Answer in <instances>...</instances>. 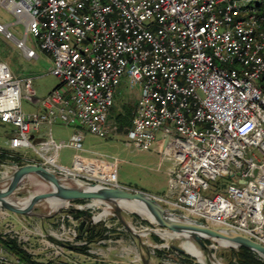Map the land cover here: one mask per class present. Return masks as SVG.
Here are the masks:
<instances>
[{"label":"built area","instance_id":"obj_1","mask_svg":"<svg viewBox=\"0 0 264 264\" xmlns=\"http://www.w3.org/2000/svg\"><path fill=\"white\" fill-rule=\"evenodd\" d=\"M0 5L15 17L0 21V33L28 60L38 50L47 52L50 72L62 80L40 99V111L26 113L22 97L34 95L33 80L0 61V122L15 128L11 148L33 147L41 157L33 162L60 167L53 161L58 147L51 134L36 143L35 133L62 122L114 136L118 125L111 110L127 83L137 91L127 138L148 150L160 133L163 157L171 161L162 203L264 245V0H0ZM83 138L75 131L70 145L82 149ZM48 147L54 152L47 154ZM79 173L119 185L114 170L100 171L105 178ZM230 176L235 182L213 192L211 181ZM92 207L95 215L101 213L95 203ZM10 214L0 207V264H25L5 242L17 240L34 256L29 234L22 232L43 234L26 223L19 230L7 219ZM108 218L98 220L107 228L113 224ZM59 220L71 235L43 238L48 262L77 264L72 247L90 243L79 236V222L70 214Z\"/></svg>","mask_w":264,"mask_h":264},{"label":"rangeland","instance_id":"obj_2","mask_svg":"<svg viewBox=\"0 0 264 264\" xmlns=\"http://www.w3.org/2000/svg\"><path fill=\"white\" fill-rule=\"evenodd\" d=\"M15 17L2 5H0V21L10 23L13 22ZM15 34L20 36L19 33L23 31L21 23L15 25ZM38 59H26L13 41L8 40L2 33H0V61H4L10 66L12 72L19 77H31L33 80V88L35 90L34 95L24 94L22 97V109L29 113L34 110V102L39 97L44 96L53 88L62 85V80L54 76L50 69L52 68V60L48 57L49 54L38 50ZM47 55H46V54ZM120 93H117L114 108L111 110L110 118L114 120V114L119 112L124 113V106L133 108V101L137 95V91L130 89L129 85H121L119 88ZM124 105V106H123ZM75 131H81L83 133V148L75 149L70 145L72 135ZM12 127L8 124H0V153L8 152L12 155H21L27 160L41 162V157L35 149L28 146H19L18 148H11ZM36 135V133H35ZM37 136V135H36ZM51 136L56 143L58 149L57 153L53 156L55 164L65 167H77V168H92V171H102L105 165H111L116 172V177L119 182L131 186L132 189L140 188L147 192H154L159 195L167 194L169 185V176L167 173L168 167L171 165V161L163 157L162 138L161 134H158L157 140L151 149L145 150L137 143L131 142L124 131L118 130L117 134L109 137H101L94 134L90 130H87L81 124H75L72 126L65 125L62 122H56L51 126ZM47 154L54 152L53 147L47 148ZM51 161V160H50ZM109 166V167H111ZM4 168L0 167V171ZM236 177H220L216 181H211V189L213 192H220L223 187L228 186L230 183L235 182ZM27 187H30L32 192L39 191L44 188L40 180L33 176L28 178ZM78 203V202H77ZM47 205H45L46 207ZM101 212V209H97V212ZM108 214V212H102ZM106 216V215H104ZM124 217L129 223L138 230H144L150 228V224L138 213L131 212L125 209ZM7 219L13 222L20 230L24 222L17 221L16 214L11 213ZM52 220L47 231H42V234L34 231L22 232L25 237L29 234V243L27 246L31 247L35 253V259L42 262L49 261V249L46 248L45 241L49 240V236L57 237L59 235L66 234L69 231L64 230L62 223L57 218H50ZM108 221L110 227H103L102 238L106 241L110 238L114 240L117 236L126 239L129 232L123 228V226L115 219V217L109 216ZM49 222V220H47ZM66 225H71L69 221H65ZM53 232V233H51ZM154 235H157L162 242H158ZM66 237V236H65ZM135 237V236H134ZM80 238V237H78ZM83 238V237H82ZM81 239V238H80ZM98 239V238H97ZM97 239L89 242L88 246L78 245L72 247V253L70 256L76 260L77 264H143L142 259L146 258L151 264H202L198 262V258L186 252H177L175 249L169 246H163L166 239L163 240L161 235L150 233L144 234L140 237H135V240L144 242L141 245L142 256H137L138 251H129L125 247L128 246L126 242H105L102 244L97 243ZM122 239V238H121ZM78 242V240H75ZM70 242V241H67ZM71 242H74V240ZM187 241L183 239L174 240V243L181 245ZM69 244V243H67ZM157 245L158 247H153ZM82 247H86L85 249ZM125 249H124V248ZM130 247V245H129ZM132 247V246H131ZM115 250H112V249ZM87 250H94L89 252ZM119 253L120 255L116 254ZM233 250L229 249H214V260L222 264H233L236 262V257ZM107 256H106V255ZM117 260V261H114ZM119 261V262H118ZM131 261V262H130Z\"/></svg>","mask_w":264,"mask_h":264},{"label":"water","instance_id":"obj_3","mask_svg":"<svg viewBox=\"0 0 264 264\" xmlns=\"http://www.w3.org/2000/svg\"><path fill=\"white\" fill-rule=\"evenodd\" d=\"M0 167L4 168L0 171V207L16 216L45 221L56 216L61 218L68 213L73 219L81 222V229L85 224L90 226L101 224L98 218H95L92 207L95 203L101 209V213L108 211L107 215L115 217L123 228L135 237L150 233L159 234L163 240L166 239L164 247L169 246L183 253L189 252L181 245L175 244L174 240L183 239L194 244L202 252L206 264L216 262L213 261L214 249L237 250L239 247L254 251L264 260V245L254 238L237 229L213 226L183 211H175L150 192L89 179L63 166L53 167L45 163H17L4 160L0 161ZM33 176L44 186L42 190L32 192L30 187H27L28 178ZM77 200L84 202L77 203ZM52 201L58 205L52 207ZM127 203H136L147 213L130 209ZM125 209L142 215L151 225L150 228L144 230L134 228L124 217ZM198 262L201 261L198 259ZM142 263L151 264L144 257Z\"/></svg>","mask_w":264,"mask_h":264},{"label":"trees","instance_id":"obj_4","mask_svg":"<svg viewBox=\"0 0 264 264\" xmlns=\"http://www.w3.org/2000/svg\"><path fill=\"white\" fill-rule=\"evenodd\" d=\"M133 109H134V105H133V108L124 106V111H125L124 113L119 112L117 115L114 114L113 118L118 125V130L126 132L128 128L131 126V123H132L131 118H132ZM4 160H11L17 163L18 162L23 163L19 156L17 157L16 155H12L8 152L0 153V161L2 162ZM77 202L81 203L84 201L77 200ZM52 218H58V217L56 216ZM80 223L78 226L79 236L87 239L88 242H92L98 237H101L103 230L105 229L102 227L101 224L96 225V226H90L88 224H85L80 229ZM154 237L158 242H162L161 239L157 235H154ZM5 246L8 247L10 250H12V252H14L17 256H19L20 259H22L25 264H52L51 261L45 263V262L35 259V257L30 252H28L22 245L18 244L17 240L9 239L5 242ZM82 248L85 249L86 247H82ZM231 250L234 251L233 253L236 257V262L233 264H264V260L260 259L254 251L249 250L248 248L239 247L237 250L235 249H231Z\"/></svg>","mask_w":264,"mask_h":264},{"label":"crops","instance_id":"obj_5","mask_svg":"<svg viewBox=\"0 0 264 264\" xmlns=\"http://www.w3.org/2000/svg\"><path fill=\"white\" fill-rule=\"evenodd\" d=\"M45 52V51H44ZM47 53V52H46ZM45 53V54H46ZM40 55V54H39ZM39 55H38V57L36 58V59H38L39 58ZM47 55V54H46ZM49 58H50V56H48ZM35 59V60H36ZM51 59V58H50ZM46 95V94H45ZM45 95L44 96H42V97H39V99L37 100V101H35L34 102V111H40V108H39V101H40V99L41 98H43V97H45ZM0 124H8V123H1L0 122ZM8 125H11V124H8ZM11 127H12V134H10L9 135V137L10 136H12L13 135V133H14V127L11 125ZM49 133L51 134V126H49V125H44V126H42V128H41V132L39 133V135L38 134H36L35 135V139H34V141L36 142V143H40L42 140H44L45 138H46V136H48L49 135ZM52 137V136H51ZM52 139H53V137H52ZM54 141V140H53ZM57 151V150H56ZM58 152V151H57ZM60 166V165H59ZM109 166H111L110 164L107 166V165H105V167H104V169L102 170V171H104V172H109V171H111V170H114L113 169V167L111 166V167H109ZM60 167H62V166H60ZM63 167H65V166H63ZM65 168H67V167H65ZM69 169H73V170H77V171H79V172H82V173H92V174H94V175H96V176H99L100 174V171H96L98 174H96L95 173V170H93L92 171V168L90 169V168H88V167H86V168H75V167H68ZM169 168V167H168ZM167 173H168V170H167ZM168 176H169V174H168ZM99 177H101V178H105V176L104 175H100ZM169 178H170V176H169ZM117 182H118V184L120 185H123V186H126V187H129V188H132L131 186H128V185H126V184H123V183H121V182H119V179H117ZM138 189H140V188H138ZM141 190H143V189H141ZM144 191V190H143ZM147 192V191H146ZM150 192V191H149ZM148 192V193H149ZM150 193H152V194H154L155 196H158V197H161L162 195H159V194H157V193H154V192H150ZM165 195V194H164ZM100 209V208H99ZM17 220H19V221H21V222H24V223H26V224H29V225H31L32 227H36V229L37 230H39V231H47V229H48V227H49V225H50V223L52 222V221H50V220H52V219H49V222H47V220H45V221H42V220H40V219H38V218H30V217H24V216H17ZM57 220H59V218H57ZM77 221V220H76ZM77 222H79L80 223V221L78 220ZM119 222V221H118ZM114 224V223H113ZM102 227H104L103 225H102ZM125 235H127V237H126V239H127V242L125 241L126 239H123V237H119V236H117L116 238H114V241L117 243V242H119V240H120V242H126V244H128V246L127 247H125L127 250H129V251H138V255H136V257L138 256H141V257H143L142 256V251H143V249H141V245L144 243V242H142V241H140V240H135V237L133 236V235H131L130 233L129 234H125ZM114 241H112V242H114ZM129 245H130V247H129ZM132 246V247H131ZM124 248V247H123ZM124 248V249H125ZM112 250H115L114 248L112 249ZM115 253L116 254H118V255H120L119 253H117V251H115ZM106 255V254H105ZM107 256V255H106ZM140 259H142V258H140ZM114 261H117V260H114ZM119 262V261H118ZM131 262V261H130Z\"/></svg>","mask_w":264,"mask_h":264},{"label":"bare ground","instance_id":"obj_6","mask_svg":"<svg viewBox=\"0 0 264 264\" xmlns=\"http://www.w3.org/2000/svg\"><path fill=\"white\" fill-rule=\"evenodd\" d=\"M52 207H56L58 204L54 201L51 202ZM127 206L130 209H137L139 210L141 213H147L145 211V209H143L141 206H139L138 204H133V203H127ZM108 212V211H106ZM106 214L104 213H98L95 215V218H101L102 216H104ZM182 247L185 248L191 255L196 256L201 262H203L202 264H206L204 262V258L202 256V252L199 250L198 247H196L194 244L192 245L190 242H185L182 244ZM214 264H222L220 262H214Z\"/></svg>","mask_w":264,"mask_h":264}]
</instances>
